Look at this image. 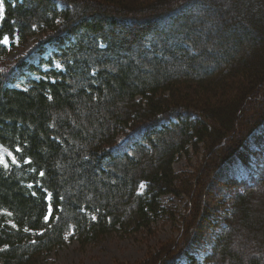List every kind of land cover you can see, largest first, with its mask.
Returning <instances> with one entry per match:
<instances>
[{"label": "trees", "instance_id": "obj_1", "mask_svg": "<svg viewBox=\"0 0 264 264\" xmlns=\"http://www.w3.org/2000/svg\"><path fill=\"white\" fill-rule=\"evenodd\" d=\"M227 1L242 10L218 0H3L0 60L33 37L39 59L0 68L1 264H38L68 237L85 248L152 231L169 213L163 196H191L202 169L245 157L244 140L264 127V17ZM249 1L264 13V0ZM6 37L17 44L8 49ZM202 149L199 169L174 170ZM233 200L207 263L264 264V169ZM167 256L159 264H179V253Z\"/></svg>", "mask_w": 264, "mask_h": 264}, {"label": "rangeland", "instance_id": "obj_2", "mask_svg": "<svg viewBox=\"0 0 264 264\" xmlns=\"http://www.w3.org/2000/svg\"><path fill=\"white\" fill-rule=\"evenodd\" d=\"M218 1L221 4L224 3L226 8L229 7L231 13L234 10H242L239 4H235L232 8V5L228 6L227 0ZM242 1L249 2V6L245 5L250 9L248 12L253 10L251 13L264 17L260 5L254 7L250 5L249 0ZM2 12L3 4L0 0V19ZM198 17L200 19L201 15ZM238 34H245V32H238ZM247 35L249 38L251 37L249 33ZM254 37L256 36L254 35ZM36 38H31L26 46L15 47V49H11V47L12 43L17 44L16 41L4 38L3 43L11 50L0 60V68L5 70L15 68L19 62L31 56L37 62L39 56L36 53ZM262 41V45H264V40ZM239 49L236 50L239 51ZM242 51L249 52L245 48L241 49L239 54ZM44 69L47 68L44 67ZM126 142L127 138L119 137L118 144L124 145ZM243 143L244 145L240 149L244 153V158L233 159L216 169L214 173L211 171L207 174L206 168L202 169L201 176L198 178V187L194 188L195 194H192L196 197L192 198V195L180 198L172 195L163 196L161 200L169 213L152 225V231L137 235L113 234L104 238L101 243L85 248L81 247L75 239L68 237L66 245L43 255L38 264H159L168 259L167 253L169 252V258L173 254L179 253V264H205L203 261L206 256L214 253L218 237L228 228L225 219L232 211L233 196L244 193L246 189L254 188L257 181L262 179L264 127L258 128ZM226 147H229L228 144ZM198 154L190 151L188 154L178 157L174 163V170L177 173L187 171L193 173V167L198 166L205 158L203 149ZM211 160L209 158L206 164ZM199 167L201 166H198L197 169ZM209 175L211 178L206 184L205 179H208ZM202 176H206V178H202ZM233 176L245 178L239 181L236 178L235 180Z\"/></svg>", "mask_w": 264, "mask_h": 264}, {"label": "snow or ice", "instance_id": "obj_3", "mask_svg": "<svg viewBox=\"0 0 264 264\" xmlns=\"http://www.w3.org/2000/svg\"><path fill=\"white\" fill-rule=\"evenodd\" d=\"M5 42H7V40H5Z\"/></svg>", "mask_w": 264, "mask_h": 264}]
</instances>
